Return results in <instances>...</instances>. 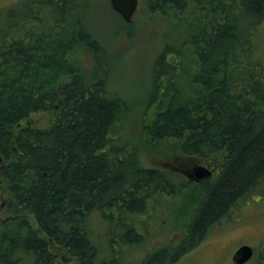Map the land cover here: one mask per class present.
I'll use <instances>...</instances> for the list:
<instances>
[{
    "label": "trees",
    "instance_id": "obj_1",
    "mask_svg": "<svg viewBox=\"0 0 264 264\" xmlns=\"http://www.w3.org/2000/svg\"><path fill=\"white\" fill-rule=\"evenodd\" d=\"M14 3L0 21V264H59L58 253L120 264L115 245L141 240L135 217L164 192L194 197L188 222L178 243L139 264H172L264 182V51L254 44L264 0H145L147 14L174 15L193 31L156 53L137 138L173 141L182 161L218 158L217 176L197 188L146 166L132 144L113 145L130 108L106 85V52L87 26L90 1ZM52 103L60 107L48 125L26 122Z\"/></svg>",
    "mask_w": 264,
    "mask_h": 264
},
{
    "label": "rangeland",
    "instance_id": "obj_2",
    "mask_svg": "<svg viewBox=\"0 0 264 264\" xmlns=\"http://www.w3.org/2000/svg\"><path fill=\"white\" fill-rule=\"evenodd\" d=\"M14 1L0 0V21L4 10L15 4ZM89 1L87 26L106 52V63H103L106 85L112 92L125 99L130 108L116 124L117 132L113 145L132 144L146 166L167 168L174 164L173 155L176 151L174 147L170 149L174 142L164 140L150 145L144 144L137 137L142 112L152 92V63L156 53L166 40H176L182 36L185 29L186 34L191 35L193 26L184 19L177 21L174 15L167 18L147 14L145 0H138L131 23L125 22L112 9L109 0ZM254 37L255 51L263 52L264 21ZM80 55L81 64L90 67L91 58L86 54ZM52 104L54 108L34 113L26 122L39 127L48 125L53 118L52 111L60 107L59 103ZM177 166L180 168L179 164ZM6 197L0 192V207L4 206ZM182 197V194L174 196L164 192L154 197L146 211L135 217L141 240L130 245H115L120 264H139L148 253L162 245L179 242L185 230L184 225L188 222L190 199L194 198L190 196V199L185 201ZM6 213L4 208H0V218ZM29 220L35 226L31 216ZM97 228L102 231L104 225L98 224ZM242 244L249 245L253 250L252 257L243 264H256L259 251L264 246V182L240 198L226 216L207 230L200 242L172 264H232L231 251ZM56 260L59 264H77L75 259L64 253L56 254Z\"/></svg>",
    "mask_w": 264,
    "mask_h": 264
},
{
    "label": "water",
    "instance_id": "obj_3",
    "mask_svg": "<svg viewBox=\"0 0 264 264\" xmlns=\"http://www.w3.org/2000/svg\"><path fill=\"white\" fill-rule=\"evenodd\" d=\"M110 5L114 11H116L125 22H130L132 15L134 14L138 0H109ZM183 159V158H182ZM0 158V166H1ZM181 163L189 167L187 161H182ZM182 173L189 179L198 180L205 178L210 174V171L204 165H194L189 170H182ZM252 255V249L249 245L239 246L232 254V261L235 264H243Z\"/></svg>",
    "mask_w": 264,
    "mask_h": 264
},
{
    "label": "flooded vegetation",
    "instance_id": "obj_4",
    "mask_svg": "<svg viewBox=\"0 0 264 264\" xmlns=\"http://www.w3.org/2000/svg\"><path fill=\"white\" fill-rule=\"evenodd\" d=\"M213 163L208 162L206 164L201 163V162H195V161H191L189 164V167L186 165L184 166L183 163H181V158L177 159V158H173V162L174 164L169 165V167H161L158 169H163L169 172H173L176 173L177 175L180 176L181 179L185 180L188 183V186L192 187V188H197L199 185H203L208 183L209 181H211L212 179H214L219 171V165H218V158H212ZM179 164L180 168L177 166ZM194 165H204L205 167H207V169L210 171V174L205 177V178H201L198 180H193V179H189L187 178L183 173L182 170H189L191 167H193ZM1 169V166H0ZM238 220V218H236ZM240 245H238L237 247H235L233 249V251H231L230 254V260L232 262V254L233 252L239 247ZM252 255H253V250H252ZM252 257V256H251ZM232 264H234L232 262Z\"/></svg>",
    "mask_w": 264,
    "mask_h": 264
}]
</instances>
